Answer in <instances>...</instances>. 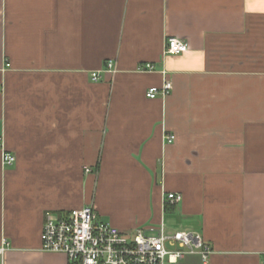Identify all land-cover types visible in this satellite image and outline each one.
Listing matches in <instances>:
<instances>
[{
	"label": "crops",
	"instance_id": "crops-1",
	"mask_svg": "<svg viewBox=\"0 0 264 264\" xmlns=\"http://www.w3.org/2000/svg\"><path fill=\"white\" fill-rule=\"evenodd\" d=\"M0 137V264H71L41 235L88 206L264 264V0H0Z\"/></svg>",
	"mask_w": 264,
	"mask_h": 264
},
{
	"label": "built area",
	"instance_id": "built-area-1",
	"mask_svg": "<svg viewBox=\"0 0 264 264\" xmlns=\"http://www.w3.org/2000/svg\"><path fill=\"white\" fill-rule=\"evenodd\" d=\"M188 44L178 38L167 39L166 55L178 56L188 51ZM112 70L114 65H106ZM146 65L141 71H152ZM92 80H100L98 73ZM172 91V83L166 82L161 88H151L146 97L166 98ZM169 137V143L174 141ZM0 151L3 164L13 166L16 157L5 153L4 140L0 137ZM182 202L179 194L168 193L165 203L174 206ZM42 251L65 255L71 264H181L188 257L197 256L203 264H208L213 251L204 239L192 232L166 233L163 225L158 228L141 230L127 234L108 222L99 220L92 207L73 210L63 217L48 215L41 235ZM9 243L3 240L1 252Z\"/></svg>",
	"mask_w": 264,
	"mask_h": 264
},
{
	"label": "rangeland",
	"instance_id": "rangeland-1",
	"mask_svg": "<svg viewBox=\"0 0 264 264\" xmlns=\"http://www.w3.org/2000/svg\"><path fill=\"white\" fill-rule=\"evenodd\" d=\"M174 222H175V221L173 220V218L167 217V219H166V224H167V225H173Z\"/></svg>",
	"mask_w": 264,
	"mask_h": 264
}]
</instances>
